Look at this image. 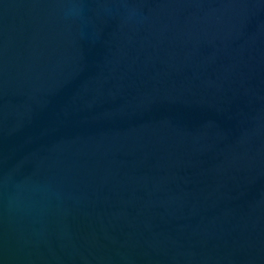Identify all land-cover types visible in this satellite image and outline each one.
Masks as SVG:
<instances>
[{"label": "water", "instance_id": "water-1", "mask_svg": "<svg viewBox=\"0 0 264 264\" xmlns=\"http://www.w3.org/2000/svg\"><path fill=\"white\" fill-rule=\"evenodd\" d=\"M0 264H264V0H0Z\"/></svg>", "mask_w": 264, "mask_h": 264}]
</instances>
